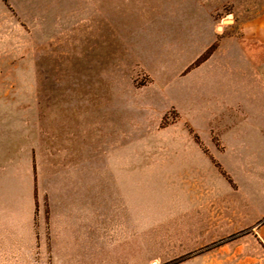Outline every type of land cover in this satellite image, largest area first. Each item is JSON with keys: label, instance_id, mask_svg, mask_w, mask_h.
<instances>
[{"label": "crops", "instance_id": "1", "mask_svg": "<svg viewBox=\"0 0 264 264\" xmlns=\"http://www.w3.org/2000/svg\"><path fill=\"white\" fill-rule=\"evenodd\" d=\"M49 1L52 10L68 5L90 15L98 11L102 34L89 46L130 49L132 70L146 78L140 85L131 79L128 88L116 82L105 89L112 98L101 115L105 132L100 141L116 146L115 187H104L105 209L107 200L115 209L122 205L118 170L126 140L131 144L129 187L202 192L211 187L236 200L240 223L251 222L249 206L257 195L258 217L263 216L264 9H233L230 31L219 34L214 16L235 0ZM245 12L258 21L235 25V17ZM122 14L141 18L134 23L137 28L117 21ZM212 45L211 54L191 67ZM128 93L132 113L142 117L140 126L158 125L171 109L178 119L161 136L124 137L122 98ZM89 95L56 110L52 105L49 132L42 120L30 129L26 121L12 122L5 115L7 105H0V264H47L35 263L36 255L74 256L89 240ZM177 127L182 129L177 132ZM258 238L264 244V226Z\"/></svg>", "mask_w": 264, "mask_h": 264}, {"label": "rangeland", "instance_id": "2", "mask_svg": "<svg viewBox=\"0 0 264 264\" xmlns=\"http://www.w3.org/2000/svg\"><path fill=\"white\" fill-rule=\"evenodd\" d=\"M50 2L0 0V105H7L5 115L12 122L26 121L30 129L36 119L42 120L49 132L52 105L56 110L58 105L81 103L90 94L91 226L89 240L85 238L84 247L76 248L74 256L37 254L35 263L264 264V244L258 238L264 215L258 217L257 195L249 206L251 222L240 223L236 200L211 192V187L203 192L196 187H129L131 144L126 140L118 170L122 205L115 209L107 200L105 209L104 187H115L116 179V146L100 141L105 132L101 115L112 98L105 89L116 82L128 88L131 79L140 85L146 78L137 68L132 70L130 49L89 46L99 42L102 34L99 23L104 21L98 11L90 15L68 5L52 10ZM244 8L264 9V0L224 3L214 16L219 34L230 31L233 18L228 12ZM140 19L116 16L127 25ZM246 20L257 22L258 16L245 12L235 17V25ZM235 33L243 34L236 26ZM214 47L206 49L191 67L204 61ZM131 98L129 93L122 98L124 137L161 136L164 127L178 119L171 109L158 125L140 126L142 117L132 113Z\"/></svg>", "mask_w": 264, "mask_h": 264}]
</instances>
